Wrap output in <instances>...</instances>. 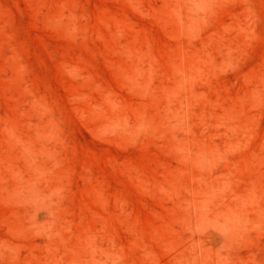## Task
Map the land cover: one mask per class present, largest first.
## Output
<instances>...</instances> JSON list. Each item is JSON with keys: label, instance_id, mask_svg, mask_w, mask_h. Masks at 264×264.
Listing matches in <instances>:
<instances>
[{"label": "rangeland", "instance_id": "obj_1", "mask_svg": "<svg viewBox=\"0 0 264 264\" xmlns=\"http://www.w3.org/2000/svg\"><path fill=\"white\" fill-rule=\"evenodd\" d=\"M0 264H264V0H0Z\"/></svg>", "mask_w": 264, "mask_h": 264}]
</instances>
